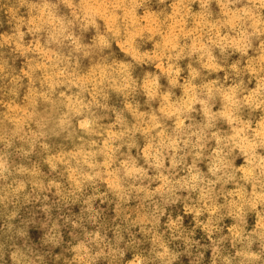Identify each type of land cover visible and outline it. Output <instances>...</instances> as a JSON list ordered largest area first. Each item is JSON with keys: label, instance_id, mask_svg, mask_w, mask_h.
Listing matches in <instances>:
<instances>
[{"label": "clouds", "instance_id": "obj_1", "mask_svg": "<svg viewBox=\"0 0 264 264\" xmlns=\"http://www.w3.org/2000/svg\"><path fill=\"white\" fill-rule=\"evenodd\" d=\"M206 257L264 264V0H0V264Z\"/></svg>", "mask_w": 264, "mask_h": 264}, {"label": "rangeland", "instance_id": "obj_2", "mask_svg": "<svg viewBox=\"0 0 264 264\" xmlns=\"http://www.w3.org/2000/svg\"><path fill=\"white\" fill-rule=\"evenodd\" d=\"M149 47H150V45H149ZM240 163H242V161L238 160L237 164H240ZM177 210H179V209H177ZM227 223H231V222L227 221ZM186 225L191 227V218L190 217H186ZM32 235L35 237V236H37V233L33 232ZM197 238H200V239H202V242L207 243L206 239L203 238V234L200 233L199 230L197 231ZM129 258H130V254H129ZM183 264H187L186 258L183 259ZM206 264H207V257H206Z\"/></svg>", "mask_w": 264, "mask_h": 264}]
</instances>
